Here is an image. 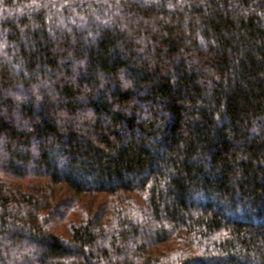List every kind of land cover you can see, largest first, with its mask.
Returning <instances> with one entry per match:
<instances>
[{
    "label": "trees",
    "instance_id": "trees-1",
    "mask_svg": "<svg viewBox=\"0 0 264 264\" xmlns=\"http://www.w3.org/2000/svg\"><path fill=\"white\" fill-rule=\"evenodd\" d=\"M0 264H264V0H0Z\"/></svg>",
    "mask_w": 264,
    "mask_h": 264
}]
</instances>
